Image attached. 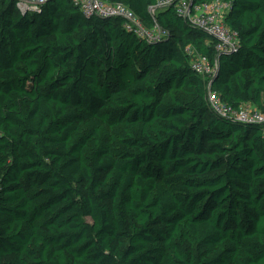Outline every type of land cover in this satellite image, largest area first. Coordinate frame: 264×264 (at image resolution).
I'll list each match as a JSON object with an SVG mask.
<instances>
[{
    "label": "trees",
    "instance_id": "obj_1",
    "mask_svg": "<svg viewBox=\"0 0 264 264\" xmlns=\"http://www.w3.org/2000/svg\"><path fill=\"white\" fill-rule=\"evenodd\" d=\"M105 1L163 36L0 0V264H264L263 128L215 115L189 56L264 113V0H222L226 53L159 0Z\"/></svg>",
    "mask_w": 264,
    "mask_h": 264
},
{
    "label": "built area",
    "instance_id": "obj_2",
    "mask_svg": "<svg viewBox=\"0 0 264 264\" xmlns=\"http://www.w3.org/2000/svg\"><path fill=\"white\" fill-rule=\"evenodd\" d=\"M47 1L14 0L22 15L40 12ZM72 2L86 16L124 19L125 29L147 41H154L163 36L160 30H148L135 13L122 3H108L105 0H72ZM167 7H174L177 14L183 19L191 21L198 29L217 39L219 42L218 51L231 52L239 46L238 33L229 29L225 24V18L230 8L227 2L212 0L206 4L196 5L193 0H159L156 6L150 8V12L155 15L158 10ZM189 56L193 70L203 76L207 82V102L211 111L220 118L241 124L257 125L264 131V113L249 106L234 110L224 103L220 94L213 90L211 85L216 76V66H213L206 57L192 50L189 51Z\"/></svg>",
    "mask_w": 264,
    "mask_h": 264
},
{
    "label": "water",
    "instance_id": "obj_3",
    "mask_svg": "<svg viewBox=\"0 0 264 264\" xmlns=\"http://www.w3.org/2000/svg\"><path fill=\"white\" fill-rule=\"evenodd\" d=\"M13 2H14V0H12ZM192 6H193V4H192ZM191 6V7H192ZM110 19H113V18H110ZM215 79H216V76L214 77V79L212 80V83H211V85H213V83H214V81H215Z\"/></svg>",
    "mask_w": 264,
    "mask_h": 264
},
{
    "label": "crops",
    "instance_id": "obj_4",
    "mask_svg": "<svg viewBox=\"0 0 264 264\" xmlns=\"http://www.w3.org/2000/svg\"><path fill=\"white\" fill-rule=\"evenodd\" d=\"M247 106H249V107H251V108H253V109H255L253 106H251V105H247Z\"/></svg>",
    "mask_w": 264,
    "mask_h": 264
}]
</instances>
